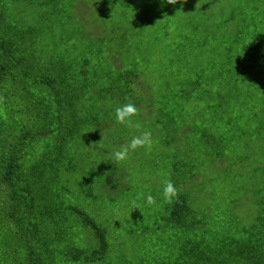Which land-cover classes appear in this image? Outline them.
<instances>
[{
  "label": "rangeland",
  "instance_id": "obj_1",
  "mask_svg": "<svg viewBox=\"0 0 264 264\" xmlns=\"http://www.w3.org/2000/svg\"><path fill=\"white\" fill-rule=\"evenodd\" d=\"M33 1L16 2L9 12L21 25L39 24L42 37L51 35V45L63 42L72 54L75 45L90 44L96 49L105 44L100 81H106L107 73L117 77L122 69L141 72L136 94L122 104L107 102L108 109L73 146L74 171L65 174L63 181L68 199L84 207L109 240L110 257L121 264L129 258L132 264H154L174 255L179 240L165 223L170 212V202L163 197L167 180L178 193L187 194L190 205L208 222L207 228L212 216L223 220L235 214L239 221H246L245 214H251L248 208L254 209L251 191L262 184L254 172L261 161V143L254 136H241L238 120V127L229 131L231 150L216 159L209 145L200 143L196 127L197 123L201 128L202 121L212 123L211 100L205 96L199 103L186 101L184 91L193 89L191 81L199 69L221 85V75L228 68L244 71L242 46L239 50L225 44L241 19V42L251 39L255 31L264 52V0H176L174 4L167 0H62L65 10L55 14ZM199 37L208 42H195ZM127 102L137 106L132 119L141 125L140 131L152 132L153 145L150 151L138 148L117 164L110 160L112 151L139 134L115 121L116 107ZM214 123L222 122L217 118ZM93 171L97 173L91 175ZM191 173L184 188L180 187L178 182ZM144 193L152 194L155 203L146 204L141 198ZM135 199L140 209L132 210ZM72 232L83 243L95 242L91 229L76 225Z\"/></svg>",
  "mask_w": 264,
  "mask_h": 264
},
{
  "label": "trees",
  "instance_id": "obj_2",
  "mask_svg": "<svg viewBox=\"0 0 264 264\" xmlns=\"http://www.w3.org/2000/svg\"><path fill=\"white\" fill-rule=\"evenodd\" d=\"M20 1L26 0H0V264H121L110 257L111 244L96 220L68 199L63 181L74 171L73 146L108 109L107 102L122 104L136 94L141 72L122 69L117 77L107 73L106 81H100L105 44L96 49L75 45L72 54L63 42L51 45V35L39 34V24L21 25L11 16L10 6ZM37 1L53 14L65 10L62 0ZM243 23L241 19L225 44L239 50L242 46L244 71L228 68L221 85L199 69L191 81L193 89L184 93L186 101L199 103L205 96L211 100L212 123L202 121V127H196L200 143L209 145L216 159L231 150L229 131L238 127V120L241 136H254L261 143V161L254 172L262 184L250 196L254 209L248 208L246 221L235 214L223 220L212 216L207 228L187 194L178 193L165 220L179 240L176 251L154 264H264V52L255 31L241 42ZM196 41L208 42L206 37ZM217 118L222 123L214 126ZM193 175L179 186L184 188ZM111 179L107 176L108 184ZM76 225L91 229L95 242L78 240L72 232ZM123 262L132 264L130 258Z\"/></svg>",
  "mask_w": 264,
  "mask_h": 264
},
{
  "label": "clouds",
  "instance_id": "obj_3",
  "mask_svg": "<svg viewBox=\"0 0 264 264\" xmlns=\"http://www.w3.org/2000/svg\"><path fill=\"white\" fill-rule=\"evenodd\" d=\"M176 0H167V3L174 4ZM138 113L137 106L128 102L115 109V121L118 124L127 126L130 129H136L139 131L138 135H132L127 143L120 146L118 149L112 151L110 160L115 161L119 164L121 161H125L131 153H134L138 148H144L150 151L153 145L152 132L151 131H140L141 125L133 121V117ZM163 197L165 201L171 202L173 199L178 197V190L174 186L171 180H167L163 187ZM144 202L148 205L155 203V199L152 194L144 193L141 197ZM132 210L135 208L140 209L139 199L131 201Z\"/></svg>",
  "mask_w": 264,
  "mask_h": 264
}]
</instances>
